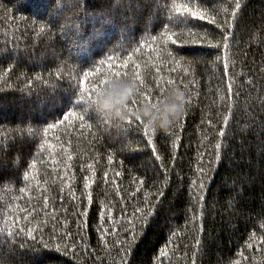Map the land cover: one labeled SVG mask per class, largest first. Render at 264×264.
Returning <instances> with one entry per match:
<instances>
[{"label": "trees", "instance_id": "16d2710c", "mask_svg": "<svg viewBox=\"0 0 264 264\" xmlns=\"http://www.w3.org/2000/svg\"><path fill=\"white\" fill-rule=\"evenodd\" d=\"M0 264H264V0H0Z\"/></svg>", "mask_w": 264, "mask_h": 264}, {"label": "clouds", "instance_id": "9594fccd", "mask_svg": "<svg viewBox=\"0 0 264 264\" xmlns=\"http://www.w3.org/2000/svg\"><path fill=\"white\" fill-rule=\"evenodd\" d=\"M136 94L134 80L114 77L96 91L91 104L98 112L115 117L126 118L127 113L131 112L132 116L153 129H167L184 109V93L176 86L162 89L161 94L152 101H144L132 111L127 107V102Z\"/></svg>", "mask_w": 264, "mask_h": 264}, {"label": "snow or ice", "instance_id": "6c2138e0", "mask_svg": "<svg viewBox=\"0 0 264 264\" xmlns=\"http://www.w3.org/2000/svg\"><path fill=\"white\" fill-rule=\"evenodd\" d=\"M184 10H185V11H191V9H188L187 7H185ZM176 11H177V12H180L181 9H180L179 7H177V8H176ZM233 11H235V9H233ZM197 15H198V14H197L196 12H194V11L192 12V16H193V17H196ZM199 18H200V19H207L206 16H200ZM164 27H165V29H167L168 26L165 25ZM152 38H153V39H156V37H152ZM168 40H171L173 44L176 43V40H173L172 37H171L170 35L168 36ZM114 75H115V77H120V73H119L118 71L115 72ZM136 79H139V76H138V75H137ZM84 83H85V80H84L83 78H81V79H80V84L83 85ZM101 83H102V84H105L106 81H101ZM97 90H98V89H97ZM70 111H71V110H70ZM69 114H70V112H66V113H65V116H67V115H69ZM122 119H127V117H126V118H122ZM57 123H59V121H57ZM49 127H51V125H50Z\"/></svg>", "mask_w": 264, "mask_h": 264}]
</instances>
